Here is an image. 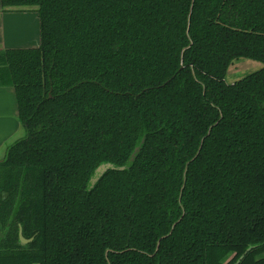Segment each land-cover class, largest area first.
Returning <instances> with one entry per match:
<instances>
[{
	"label": "trees",
	"instance_id": "16d2710c",
	"mask_svg": "<svg viewBox=\"0 0 264 264\" xmlns=\"http://www.w3.org/2000/svg\"><path fill=\"white\" fill-rule=\"evenodd\" d=\"M2 2L42 44L0 52V264H264V66L226 81L264 63V0Z\"/></svg>",
	"mask_w": 264,
	"mask_h": 264
},
{
	"label": "crops",
	"instance_id": "0c3cea01",
	"mask_svg": "<svg viewBox=\"0 0 264 264\" xmlns=\"http://www.w3.org/2000/svg\"><path fill=\"white\" fill-rule=\"evenodd\" d=\"M41 44L42 23L38 6H4L0 0V52L39 48ZM23 130L15 87L0 85V162Z\"/></svg>",
	"mask_w": 264,
	"mask_h": 264
},
{
	"label": "rangeland",
	"instance_id": "374dc122",
	"mask_svg": "<svg viewBox=\"0 0 264 264\" xmlns=\"http://www.w3.org/2000/svg\"><path fill=\"white\" fill-rule=\"evenodd\" d=\"M264 63L258 60L241 57L239 59L234 60V62L230 65L227 75L226 81L228 83H232L239 78H243L248 74L255 72L262 68ZM23 126V125H22ZM24 135V130L22 134H20L17 139Z\"/></svg>",
	"mask_w": 264,
	"mask_h": 264
},
{
	"label": "water",
	"instance_id": "95a60500",
	"mask_svg": "<svg viewBox=\"0 0 264 264\" xmlns=\"http://www.w3.org/2000/svg\"><path fill=\"white\" fill-rule=\"evenodd\" d=\"M110 168H115V166L112 165V164L107 163V164H103V165H101L100 167H98V169L96 170V174H95V176L92 178V184H95L96 181L100 178V176H102L103 173H105V172H106L108 169H110ZM120 168H121V169H124L125 166H124V167H120ZM0 235H1V231H0ZM19 237H20V240H21V242H22L23 244H27L28 242H30V241L33 239V238H31V239H27V238L24 236L22 226H20V229H19ZM251 249H252V247L248 248L247 252H248L249 250H251ZM243 256H244V255H243ZM243 256H241V258L238 260L237 263H239V262L241 261V259H242ZM237 263H236V264H237Z\"/></svg>",
	"mask_w": 264,
	"mask_h": 264
}]
</instances>
